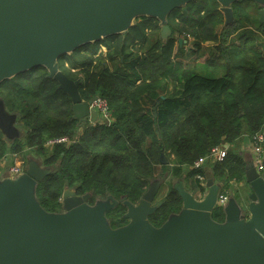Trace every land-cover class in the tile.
Here are the masks:
<instances>
[{
	"label": "trees",
	"instance_id": "trees-1",
	"mask_svg": "<svg viewBox=\"0 0 264 264\" xmlns=\"http://www.w3.org/2000/svg\"><path fill=\"white\" fill-rule=\"evenodd\" d=\"M220 7L217 0H198L174 9L167 41L159 21L142 16L125 34L59 58V69L82 81L83 100H107L110 124L77 120L71 97L45 67L4 80L0 98L23 132L9 140L0 128V163L29 150L37 154L41 166L51 169L36 191L47 212L62 211L66 188L91 194V204L109 196L137 203L152 181L168 174L185 176L187 187L200 196L205 188L199 177L209 171L224 183L223 192H233L235 184L243 190L247 162L240 147L264 133V47L258 42L264 23L253 1L234 2L229 25ZM189 54L204 61L187 65L183 58ZM60 138L69 141L47 147ZM225 143L230 149L223 161L208 162L210 170L195 167L196 160ZM168 186L163 204L149 216L156 227L182 209L178 192L170 181ZM240 189L234 191L237 199ZM126 211L119 203L107 213L113 228L128 223ZM212 217L223 222V209L216 208Z\"/></svg>",
	"mask_w": 264,
	"mask_h": 264
},
{
	"label": "water",
	"instance_id": "water-1",
	"mask_svg": "<svg viewBox=\"0 0 264 264\" xmlns=\"http://www.w3.org/2000/svg\"><path fill=\"white\" fill-rule=\"evenodd\" d=\"M194 1L198 0H0V84L45 67L49 78L71 97L74 117L95 123L99 113L90 105L97 96L83 100L82 81L64 74L59 58L125 34L142 16L157 19L161 38L167 41L172 35L169 14ZM217 1L229 25L234 20L232 4L242 0ZM250 1L260 7L264 23V0ZM16 122L17 115L9 113L0 98V128L9 140L21 136ZM245 148L250 151L240 153L247 162L248 204L231 193L222 206L224 221H215L212 214L224 184L209 171L200 198L183 182L175 184L182 209L160 227L149 216L162 205L154 206L153 201L165 178L152 181L137 203L109 196L90 205L91 194L77 195L66 188L62 211L47 212L36 191L51 169L40 166L39 159L29 160L26 171L16 176L9 172L0 181V264H264V171L256 169L251 148ZM161 161L167 163L164 154ZM119 203L126 207L129 222L113 228L107 213Z\"/></svg>",
	"mask_w": 264,
	"mask_h": 264
},
{
	"label": "built area",
	"instance_id": "built-area-1",
	"mask_svg": "<svg viewBox=\"0 0 264 264\" xmlns=\"http://www.w3.org/2000/svg\"><path fill=\"white\" fill-rule=\"evenodd\" d=\"M91 108L95 109L99 113V120L98 122L102 123H112L113 116H112V111L110 109V106L107 102L106 99L97 96V99L92 102L90 105ZM67 139L66 138H61L57 140H52L49 141L48 144L53 145L54 143H59V142H65ZM248 144H250L251 152H252V157H253V163L256 167V169L260 172L263 173L264 171V133L263 132H258L254 134L253 136L248 139ZM230 149L229 144H221L218 146L213 147L209 153L206 156L200 157L198 160L195 161V167L196 168H201L205 166L208 162H219L223 161L227 154L228 150ZM10 173L12 175H17L22 172H20V165H16L13 168L10 169ZM202 185H205V177L200 176ZM232 193L231 190H227L223 192L221 191L219 198H218V204L220 207L226 204V202L229 199L230 194Z\"/></svg>",
	"mask_w": 264,
	"mask_h": 264
},
{
	"label": "rangeland",
	"instance_id": "rangeland-1",
	"mask_svg": "<svg viewBox=\"0 0 264 264\" xmlns=\"http://www.w3.org/2000/svg\"><path fill=\"white\" fill-rule=\"evenodd\" d=\"M259 36V40H258V42L260 43V42H262V43H260V44H262L263 45V47H264V36H262V35H258ZM233 40L235 41V42H238L239 40H238V37H237V35L235 34L234 35V37H233ZM205 45H214L213 43H208V44H205ZM190 44H187L186 45V48L189 50L190 48ZM103 50H105V48H103ZM183 60H184V63L185 64H189V65H193V64H199L201 61H204V57H202V58H195L193 55H186V56H184V58H183ZM19 126V125H18ZM17 128H19V127H17ZM21 128V127H20ZM19 128V131L21 132V134H22V132L23 131H21V129ZM5 136V135H4ZM237 149V148H236ZM32 152V153H31ZM34 152L33 151H28L27 153H23L22 155H19V156H13V155H10L9 157H8V159L6 160V161H4V163H0V181L3 179V178H5L6 177V175H8V173H9V171H10V169L11 168H13L14 166H16V165H22V163H24L25 161H29V160H31L32 159V157H37L36 155L37 154H33ZM3 162V161H2ZM10 174V173H9ZM18 175V174H17ZM13 176H16V175H13ZM163 190L161 191V193L159 192V198L158 199H161L163 196H164V194L166 193V189H167V186L165 185V184H163ZM240 187H242V185H237V184H235L234 185V188H236L235 190H239L240 189ZM235 190H233V194H234V191ZM247 190H248V186H247V184L246 185H244V189H243V191L241 192L242 194H245L246 192H247ZM202 196V195H201ZM201 196H199L198 195V198H200ZM244 198H245V196H244ZM243 203L246 205L247 203L243 200Z\"/></svg>",
	"mask_w": 264,
	"mask_h": 264
},
{
	"label": "flooded vegetation",
	"instance_id": "flooded-vegetation-1",
	"mask_svg": "<svg viewBox=\"0 0 264 264\" xmlns=\"http://www.w3.org/2000/svg\"><path fill=\"white\" fill-rule=\"evenodd\" d=\"M1 131H2V129H1ZM3 132V131H2ZM4 134V133H3ZM61 139V138H60ZM67 140L65 141V142H68L69 140H68V138H66ZM57 140V139H56ZM50 141H52V140H50ZM59 143H62V142H59ZM55 144V143H54ZM54 144L53 145H51V144H48L47 143V147L48 148H52L53 146H54ZM27 153V152H26ZM32 159H37V157H32ZM31 159V160H32ZM7 160V159H6ZM5 160V161H6ZM4 163V162H3ZM28 163H29V161L27 160V161H25L24 163H22V165L20 166V172H23V171H26V167L28 166ZM164 164V163H163ZM166 164H168V160H167V163ZM170 165V164H169ZM40 166H41V164H40ZM206 166V165H205ZM43 167V166H42ZM204 167V166H203ZM162 171V170H161ZM10 172V171H9ZM207 174V173H206ZM161 179L162 178H165L163 181H162V183H161V186H160V189H159V191H158V193H157V195H156V197H155V199H154V201H153V205L154 206H158L159 205V203H161L162 202V204H163V202H164V200H163V198L165 197V194H164V196L161 198V199H158L159 198V192L161 193V191L163 190V184H165L166 186H167V189H166V192L168 191V189H169V186H168V183H169V181L172 183V186L174 187L175 186V184H177L178 182H183V184H184V187L186 188V190H188V191H190V192H192L194 195H195V197H197L198 198V194H196L194 191H192V190H190L188 187H187V185L185 184V176H184V178H176V179H172V177H171V174H168L167 176H161L160 177ZM224 184V183H223ZM200 196V195H199ZM91 198V197H90ZM90 198H89V200H88V203L90 204V205H93V204H91L89 201H90ZM183 202V201H182ZM120 204H123V203H120ZM160 207V206H159ZM158 207V208H159ZM158 210V209H157ZM156 210V211H157ZM155 211V212H156ZM127 212V211H126ZM125 212V213H126ZM154 212V213H155ZM153 213V214H154ZM125 215V214H124ZM124 218H125V216H124ZM126 219V218H125ZM127 220V219H126ZM127 222H129L128 220H127Z\"/></svg>",
	"mask_w": 264,
	"mask_h": 264
},
{
	"label": "crops",
	"instance_id": "crops-1",
	"mask_svg": "<svg viewBox=\"0 0 264 264\" xmlns=\"http://www.w3.org/2000/svg\"><path fill=\"white\" fill-rule=\"evenodd\" d=\"M105 51V50H104ZM249 142H248V139L247 140H245L244 141V143L242 144V146L240 147V150L239 151H244V150H247L248 151V149H246L245 148V146L246 145H248L249 146V148H250V144H248ZM250 151V150H249ZM248 151V152H249ZM247 161L248 162H250L251 160H250V153L248 154L247 153ZM209 165H206V168H208V170H210V168L208 167ZM246 185V184H245ZM247 186H248V190H247V192L245 193V194H242L241 193V196H240V198L239 199H237L239 202H242V204H244L243 203V200L248 204V202H249V199H248V195H249V193H250V191H251V188H250V186H249V184L247 183ZM243 190H241L240 189V192H242ZM244 196H245V198H244Z\"/></svg>",
	"mask_w": 264,
	"mask_h": 264
},
{
	"label": "bare ground",
	"instance_id": "bare-ground-1",
	"mask_svg": "<svg viewBox=\"0 0 264 264\" xmlns=\"http://www.w3.org/2000/svg\"><path fill=\"white\" fill-rule=\"evenodd\" d=\"M185 42H186V41H185ZM252 136H253V135H252ZM218 207H220L219 204H218L217 208H218ZM220 208H222V207H220Z\"/></svg>",
	"mask_w": 264,
	"mask_h": 264
}]
</instances>
